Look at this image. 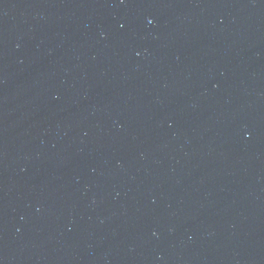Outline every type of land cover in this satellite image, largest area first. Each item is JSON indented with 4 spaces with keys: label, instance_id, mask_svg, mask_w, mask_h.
<instances>
[{
    "label": "water",
    "instance_id": "water-1",
    "mask_svg": "<svg viewBox=\"0 0 264 264\" xmlns=\"http://www.w3.org/2000/svg\"><path fill=\"white\" fill-rule=\"evenodd\" d=\"M0 264H264V0H0Z\"/></svg>",
    "mask_w": 264,
    "mask_h": 264
}]
</instances>
